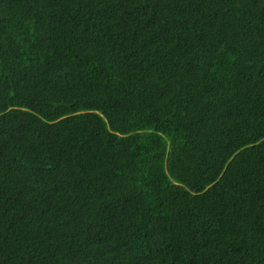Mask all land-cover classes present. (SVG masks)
Returning a JSON list of instances; mask_svg holds the SVG:
<instances>
[{"label": "trees", "instance_id": "trees-1", "mask_svg": "<svg viewBox=\"0 0 264 264\" xmlns=\"http://www.w3.org/2000/svg\"><path fill=\"white\" fill-rule=\"evenodd\" d=\"M0 264H264V0H0Z\"/></svg>", "mask_w": 264, "mask_h": 264}]
</instances>
